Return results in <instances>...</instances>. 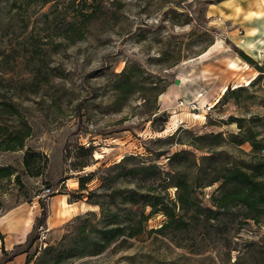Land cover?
Here are the masks:
<instances>
[{"label":"rangeland","instance_id":"374dc122","mask_svg":"<svg viewBox=\"0 0 264 264\" xmlns=\"http://www.w3.org/2000/svg\"><path fill=\"white\" fill-rule=\"evenodd\" d=\"M262 5L264 0H0L1 92L9 97L19 88L15 101L33 129L27 147L47 157L42 174L30 176L25 150L0 152V166L11 165L19 175L0 180V259L26 243L42 213L41 199L47 218L29 255L42 256L47 246L75 238L81 225L99 227L114 207L104 190L88 199L102 172L124 156L155 159L168 149H193L176 143L191 137L180 130L237 134L238 125L229 122L237 117L263 137L264 80L250 85L259 73L240 55L264 64L263 35L255 47L244 43L251 35L249 17ZM5 54L14 71L3 69ZM127 67L136 81L128 95L115 87ZM241 86L247 90L223 100L227 89ZM173 134L169 144L165 139ZM222 149L231 160L253 155L248 143ZM157 161L165 165L167 159ZM84 162L89 165L79 169ZM91 173L88 189L80 190L79 177ZM215 187L204 190L205 203ZM47 188L51 193L43 198ZM164 220L153 215L147 230ZM126 239L64 264H264V224L252 221L233 234L231 250L200 238L177 237L176 243L154 232ZM4 264L34 263L22 253Z\"/></svg>","mask_w":264,"mask_h":264},{"label":"trees","instance_id":"16d2710c","mask_svg":"<svg viewBox=\"0 0 264 264\" xmlns=\"http://www.w3.org/2000/svg\"><path fill=\"white\" fill-rule=\"evenodd\" d=\"M240 55L259 73L250 85L264 80V64H259L242 51ZM8 56L4 55L3 69L14 71V65ZM136 67L134 70L141 72ZM135 84L131 68L127 67L118 74L115 87L120 93L128 95L133 92ZM2 87L4 86L0 82V152L25 150L24 173L40 176L43 171L42 163L46 162L47 157L42 152L27 147V140L33 129L21 111L20 104L15 101L16 96L20 97L19 88L16 93L7 97L1 92ZM243 90H247V87L229 88L224 93L223 100ZM155 113L157 111L153 112ZM167 120L164 117L163 121ZM244 121V118L230 117L229 122L238 125L239 133H230L228 136H224L223 132L195 134L180 130L191 137L176 143L193 149L175 152L168 149L157 152L155 159L152 155L124 156L102 172L98 189L88 192V199H91L101 197L99 190L107 191L108 203L114 206L108 210L106 217L103 216L99 227L91 222L86 223L81 225L75 238L47 246L42 256L37 255L38 252L29 255L37 239L38 225H42L47 218L45 199H41L42 213L26 243L18 245L11 252L4 251L0 264L7 263L22 253L27 254L28 263L64 264L77 257L98 254L118 239L122 238V242H125L126 238H135L145 232L168 236L176 243H179L177 237L210 240L231 250L232 236L244 224L249 221L264 224V153L261 152L264 149V136L258 139V133L245 127ZM161 130L163 129L159 131ZM175 135H170L165 140L172 144ZM246 143L253 151L248 161L231 160L229 152L222 149L228 144L240 146ZM81 149L88 154L92 153L91 148ZM162 156L167 159L165 165L157 161ZM88 165V162H84L78 167L80 169ZM13 176L19 178L13 166H0V180L11 179ZM93 178L94 173L80 176V190H87L86 184ZM211 186L216 187L209 195L208 203H205L204 190ZM171 189L174 190V196L170 193ZM94 203L103 210L104 202L96 200ZM148 208L149 213L146 212ZM156 214H162L164 222L159 228L147 230L149 219ZM251 246L255 248L256 242Z\"/></svg>","mask_w":264,"mask_h":264},{"label":"bare ground","instance_id":"6f19581e","mask_svg":"<svg viewBox=\"0 0 264 264\" xmlns=\"http://www.w3.org/2000/svg\"><path fill=\"white\" fill-rule=\"evenodd\" d=\"M262 6H264V5H262ZM254 15H251V17H249L250 20L248 21V23L252 26L251 31H250L251 35L247 36V39L244 40V43H246L250 47L254 46V41L257 40L261 34L264 37V10H262L260 12H256ZM261 39H259V40H261ZM260 43L263 44L264 40L260 41Z\"/></svg>","mask_w":264,"mask_h":264},{"label":"built area","instance_id":"2783aa9c","mask_svg":"<svg viewBox=\"0 0 264 264\" xmlns=\"http://www.w3.org/2000/svg\"><path fill=\"white\" fill-rule=\"evenodd\" d=\"M51 193V189L50 188H47L45 191H44V194H43V198H45L46 196H49ZM41 229V228H40Z\"/></svg>","mask_w":264,"mask_h":264},{"label":"water","instance_id":"95a60500","mask_svg":"<svg viewBox=\"0 0 264 264\" xmlns=\"http://www.w3.org/2000/svg\"><path fill=\"white\" fill-rule=\"evenodd\" d=\"M177 83H178V81H177Z\"/></svg>","mask_w":264,"mask_h":264}]
</instances>
